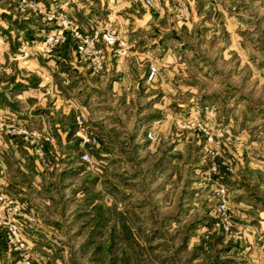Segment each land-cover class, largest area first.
Instances as JSON below:
<instances>
[{
    "label": "rangeland",
    "instance_id": "1",
    "mask_svg": "<svg viewBox=\"0 0 264 264\" xmlns=\"http://www.w3.org/2000/svg\"><path fill=\"white\" fill-rule=\"evenodd\" d=\"M67 51L80 71L56 68ZM246 244L264 0H0V264H249Z\"/></svg>",
    "mask_w": 264,
    "mask_h": 264
},
{
    "label": "built area",
    "instance_id": "2",
    "mask_svg": "<svg viewBox=\"0 0 264 264\" xmlns=\"http://www.w3.org/2000/svg\"><path fill=\"white\" fill-rule=\"evenodd\" d=\"M144 3L148 6H152V2L153 0H143ZM186 9H183V11L181 12V14H186ZM59 36H55V37H50L48 41H55V42H58L59 41ZM97 39V41H101L104 45L106 46H114L117 41H118V38H117V35L115 34V31L114 30H111V29H106V30H103L102 32L100 33H96V35L94 36V40ZM101 52V50H92L91 53L89 54L90 56V65H91V69L94 73H98L99 71H101L103 65H102V56L99 55V53ZM155 72H156V68L155 66H150V70H149V75H148V78H152L154 75H155ZM82 159H85V160H89V156L88 154L84 153L82 154ZM221 193H224V189L222 188L221 189ZM225 201V200H223ZM221 209H224V204H220L219 206V210ZM222 226L225 230H227L229 227H230V223L225 220L223 223H222ZM9 233L12 234V236H16L17 235V226L16 224H11L10 227H9Z\"/></svg>",
    "mask_w": 264,
    "mask_h": 264
},
{
    "label": "crops",
    "instance_id": "3",
    "mask_svg": "<svg viewBox=\"0 0 264 264\" xmlns=\"http://www.w3.org/2000/svg\"><path fill=\"white\" fill-rule=\"evenodd\" d=\"M60 55L61 56H58L60 60L57 62L56 68H59V65H61L62 67L65 66L67 69L68 67H70V68H76L78 71H80L79 69L81 68V66L79 65V61L76 60L77 58L74 51L61 52ZM66 68H62L64 72H65L64 69ZM246 245L248 248H250V250L246 255L250 261L249 264H261L260 256H256V255H259L261 250L264 249V244H246Z\"/></svg>",
    "mask_w": 264,
    "mask_h": 264
}]
</instances>
